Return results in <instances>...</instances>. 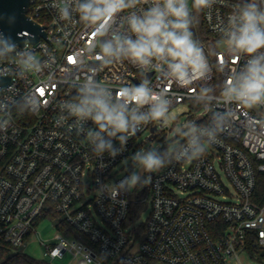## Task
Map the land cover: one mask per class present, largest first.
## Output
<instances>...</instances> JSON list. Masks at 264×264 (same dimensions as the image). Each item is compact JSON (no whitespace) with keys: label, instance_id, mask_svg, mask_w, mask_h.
<instances>
[{"label":"built area","instance_id":"obj_1","mask_svg":"<svg viewBox=\"0 0 264 264\" xmlns=\"http://www.w3.org/2000/svg\"><path fill=\"white\" fill-rule=\"evenodd\" d=\"M90 2L31 0L28 17L46 32L36 44L6 50L0 32V77H11L0 87V237L20 251L55 213L83 239L51 221L61 241L41 244L52 260L70 253L77 264H258L251 251L264 250V98L250 102L230 91L249 61L264 55V48L250 56L230 43L244 5L210 0L197 26L188 0L204 67L197 74L189 68L181 82L168 58L141 64L103 52L137 38L129 20L154 0L100 20L84 18ZM256 8L264 12V0ZM140 86L149 93L142 104L127 94ZM85 88L125 110L126 132H101L91 116L74 112ZM182 104L192 114L184 141L162 153L156 171L141 176L142 168L131 190L111 195L109 186L131 177L117 168L137 152L140 137L155 141ZM97 133L110 148L96 150ZM142 208L149 216L137 227Z\"/></svg>","mask_w":264,"mask_h":264},{"label":"clouds","instance_id":"obj_2","mask_svg":"<svg viewBox=\"0 0 264 264\" xmlns=\"http://www.w3.org/2000/svg\"><path fill=\"white\" fill-rule=\"evenodd\" d=\"M139 0H92L82 6L85 19L100 20L111 17L125 8L133 6ZM210 0H192L193 7L202 8L209 5ZM239 25L231 33V45L248 55L257 53L264 48V12H260L254 4L244 6L239 14ZM131 31L136 39H125L114 50L111 44L103 47L106 55L123 53L141 64L149 63L151 58L163 60L168 58L172 74L181 82H188V70L192 73H202L204 67L201 50L192 42L189 32L188 0H154L143 17L133 15L129 20ZM84 95L79 105L74 106V112L80 116H91L99 126L101 132L108 131L109 135L116 132H126L129 121L125 110L120 106L111 105L102 93L93 92L91 88L82 90ZM238 98L250 102L264 98V55L254 57L249 61L247 74L238 87L231 88ZM135 97L137 103H146L149 93L144 86L137 87L127 93ZM159 115V112L154 113ZM99 139L97 151L110 148L111 144ZM136 159L146 172H154L161 166V159L154 153H148ZM140 177L131 175L118 186H109L111 195L115 196L118 190L127 186L131 190ZM147 181H145L146 183Z\"/></svg>","mask_w":264,"mask_h":264},{"label":"rangeland","instance_id":"obj_3","mask_svg":"<svg viewBox=\"0 0 264 264\" xmlns=\"http://www.w3.org/2000/svg\"><path fill=\"white\" fill-rule=\"evenodd\" d=\"M257 1V0H256ZM189 5L193 6L192 1L189 0ZM215 49V48H213ZM191 109L188 104H182L175 108L166 119V127H162L163 134L155 141L148 139V134H144L139 139L140 147L135 154H132L128 159L121 163L117 171L121 176L133 171V174L138 175L143 168L136 159L137 154L141 157L148 153H154L161 159L162 153H172L187 137L190 133L191 123ZM149 176L143 179L140 188L147 184ZM145 181H147L145 183ZM149 216V210H145L141 213L138 220L135 222V226H140L146 222ZM39 235H34L23 248L20 250L31 255L39 260H48L52 264H77V260L73 259L70 253H67L64 258L52 260L46 256V249L42 246L41 241H47V244H58L61 239L56 238L57 232L54 229V224L51 221H43L38 229ZM69 241V240H68ZM243 262L248 263L246 257H243Z\"/></svg>","mask_w":264,"mask_h":264},{"label":"water","instance_id":"obj_4","mask_svg":"<svg viewBox=\"0 0 264 264\" xmlns=\"http://www.w3.org/2000/svg\"><path fill=\"white\" fill-rule=\"evenodd\" d=\"M31 0H0V32L2 36V47L12 50L14 47H23L28 40L31 44H36L41 38L46 39L45 29L31 21L28 17V10ZM191 31L196 38L195 26L189 16ZM28 32L29 36L23 33ZM11 77H0V87H5L10 83ZM165 163L162 164L164 166ZM144 174V169L140 175Z\"/></svg>","mask_w":264,"mask_h":264},{"label":"trees","instance_id":"obj_5","mask_svg":"<svg viewBox=\"0 0 264 264\" xmlns=\"http://www.w3.org/2000/svg\"><path fill=\"white\" fill-rule=\"evenodd\" d=\"M236 3H240L244 6L249 4H254L257 7L256 0H230ZM201 13L202 8H196L193 12V19L195 24L201 26ZM202 33H204L205 39L209 40L210 37L205 34V31L202 29ZM263 188V189H262ZM264 190V183L263 186L261 185L260 191ZM143 212V208H142ZM47 218L53 221L56 224L57 229L61 231L65 236L70 237L73 236L77 239H83L80 235H78L73 229L69 228L65 224V222L55 213L47 214ZM27 243V242H26ZM252 254L255 256V259L258 264H264V250L254 249L251 251ZM0 264H52L48 260H39L31 255L23 252V251H16L10 247L9 244L3 241L0 237Z\"/></svg>","mask_w":264,"mask_h":264}]
</instances>
